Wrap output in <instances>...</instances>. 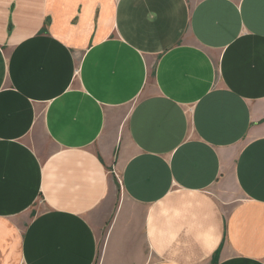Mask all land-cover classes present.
<instances>
[{
  "label": "crops",
  "instance_id": "crops-1",
  "mask_svg": "<svg viewBox=\"0 0 264 264\" xmlns=\"http://www.w3.org/2000/svg\"><path fill=\"white\" fill-rule=\"evenodd\" d=\"M0 264H264V0H0Z\"/></svg>",
  "mask_w": 264,
  "mask_h": 264
},
{
  "label": "rangeland",
  "instance_id": "rangeland-1",
  "mask_svg": "<svg viewBox=\"0 0 264 264\" xmlns=\"http://www.w3.org/2000/svg\"><path fill=\"white\" fill-rule=\"evenodd\" d=\"M231 184H233V182L231 181Z\"/></svg>",
  "mask_w": 264,
  "mask_h": 264
}]
</instances>
